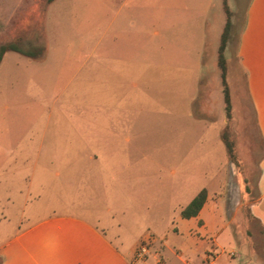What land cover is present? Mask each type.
I'll return each instance as SVG.
<instances>
[{"label": "rangeland", "instance_id": "obj_1", "mask_svg": "<svg viewBox=\"0 0 264 264\" xmlns=\"http://www.w3.org/2000/svg\"><path fill=\"white\" fill-rule=\"evenodd\" d=\"M244 2L225 1L227 120L216 65L222 0H0V44L45 47L38 60L7 52L0 62V171L10 149L43 133L48 141L104 129L92 135L102 158L90 168L94 208L123 246L153 233L164 239L156 243L164 264H181L173 252L207 264L204 251L212 258L214 249L197 248L178 210L224 162L233 172L225 204L247 206L264 151L235 54ZM226 123L238 165L220 138ZM248 234L228 242L223 233L214 264H264V233L250 226Z\"/></svg>", "mask_w": 264, "mask_h": 264}, {"label": "crops", "instance_id": "obj_2", "mask_svg": "<svg viewBox=\"0 0 264 264\" xmlns=\"http://www.w3.org/2000/svg\"><path fill=\"white\" fill-rule=\"evenodd\" d=\"M235 54L257 133L264 144V0H245ZM104 131L92 130V135ZM72 133L61 140L53 133L48 141L43 133L38 142L19 143L4 158L6 168L0 171V264H128L140 240L152 237V252H159L158 240L163 245L164 239L147 232L123 246L122 233L105 222L102 209L94 208L88 196L93 181L90 168L102 161L92 140L95 136ZM82 150H86L84 155H78ZM257 169L245 207L239 204L231 210L225 204L233 177L226 162L202 187L206 200L196 216L181 218L180 207L181 224L186 233L196 237L198 249L209 244L217 251L223 233L228 242L239 236L249 239L250 226L264 233V151L259 154ZM234 221H239L236 232L231 226ZM174 225L178 232L181 226ZM204 252L207 264H214L221 253L207 260L209 250ZM259 252L262 261L264 247ZM173 254L182 260L180 254ZM229 255L233 257L234 251Z\"/></svg>", "mask_w": 264, "mask_h": 264}, {"label": "trees", "instance_id": "obj_3", "mask_svg": "<svg viewBox=\"0 0 264 264\" xmlns=\"http://www.w3.org/2000/svg\"><path fill=\"white\" fill-rule=\"evenodd\" d=\"M53 0H47V3H51ZM226 0H222L223 2V9L226 15V21L224 27L222 29L219 44L217 47V58H216V65L219 69L220 74V83L222 86V95H223V102H224V111L227 120L231 118V101H230V92L229 86L226 81V60L224 58V50L227 44L228 39V31L230 28V18L231 12L228 10ZM7 52H15L18 53L26 58L38 60L43 57L45 52V47L42 45H24L21 41H11L0 44V62ZM230 131H229V124L226 123L223 127L220 138L225 146L226 152L230 161L236 165H238V159L235 151L234 142L232 139H229ZM206 190L202 188L190 201L189 203L183 207L180 211L181 218H190L197 215L201 207L203 206L206 200Z\"/></svg>", "mask_w": 264, "mask_h": 264}, {"label": "built area", "instance_id": "obj_4", "mask_svg": "<svg viewBox=\"0 0 264 264\" xmlns=\"http://www.w3.org/2000/svg\"><path fill=\"white\" fill-rule=\"evenodd\" d=\"M154 239L151 237L140 240L133 249V252L128 260V264H164L159 252H152L151 245ZM214 257V251H211ZM212 257V258H213ZM208 258L207 260H211ZM181 264H188L186 261L180 260Z\"/></svg>", "mask_w": 264, "mask_h": 264}]
</instances>
